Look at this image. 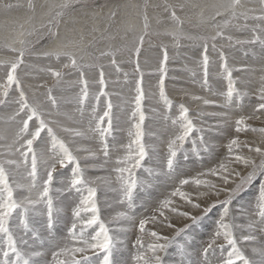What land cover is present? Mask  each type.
<instances>
[{"label": "snow or ice", "instance_id": "obj_1", "mask_svg": "<svg viewBox=\"0 0 264 264\" xmlns=\"http://www.w3.org/2000/svg\"><path fill=\"white\" fill-rule=\"evenodd\" d=\"M251 3L253 0H215L210 5H192L200 8L195 15V23L192 17L180 15L189 6L187 2L163 0L160 4L150 5L148 0H144L141 5L117 3L109 8L103 29L94 25L87 33L91 39L86 41L83 28L66 30L62 35L61 25L66 18H72L73 24L77 23L74 16L88 7L87 0H46L40 5L46 11L38 28L25 29L20 25L18 33L5 38L2 48L11 56L0 58V72L3 73L0 75V105L13 108L7 121L14 123L16 129L10 142L7 136H0V141H3L0 143V264H121L114 253L120 246L126 250L127 245L125 240L117 239L110 225H115V232L125 235L132 227L138 229L132 244L135 251L131 253L130 261H123V264H165L162 254L173 245L181 257L179 264H193V255L197 256L195 264H264V244L251 247V256L244 246L245 243L256 242L258 234L264 235V127L257 129L250 124L251 120L264 117V74L259 77L257 87L253 88L249 81L243 85L249 90L242 91L240 82L234 79V72L247 73L253 69L246 65L238 69L230 67L224 46L219 43L227 41L229 47L247 46L251 49L259 46L260 58L264 59V0H258V7H250ZM16 7L21 5L0 0V8L5 11ZM27 7L32 12L36 10L33 0H29ZM126 7L140 10L138 17L142 26L137 30L130 20L120 19L118 31L122 29L124 35L120 36L123 43L117 45L113 43L117 34L111 30L121 17V9ZM149 7L162 8L166 14L169 27L163 33L153 30ZM92 19H96L95 13ZM248 21L254 23L249 25ZM155 22L159 25L162 20L157 16ZM185 25L193 29L204 27L209 31H191ZM233 30L249 32L250 38L234 36ZM154 35L171 37L175 48L180 47L182 40L199 45L196 67L189 71L194 77L199 73V79L194 83H198L201 90L220 99L188 92L185 95L203 106L222 109L207 113L216 119L215 125L206 127L203 111L193 115L184 102H174L169 98L166 82L170 56L167 44L155 45L158 48L155 68L158 98L157 92L149 93L145 87L141 57L145 43L152 45ZM101 42L103 46L98 47ZM50 43L54 46L49 47ZM211 52L217 54L216 63L222 77L220 86L224 90L213 91L210 83L213 71ZM125 53L126 60L122 59ZM253 55L256 56L255 51ZM32 59L49 61L37 69L52 80L51 84L45 81L38 86L44 89L43 92L31 86L26 90L21 78L22 71L36 69L29 62ZM102 61H108L107 65ZM144 63H148L147 59ZM125 64L132 68L131 76L124 69ZM106 68L114 70L118 76L122 74L123 82L132 85L131 96L122 98L119 106L127 115L126 144L114 135L119 127V117L115 112L117 105L112 102L113 93L108 91ZM85 69L97 70L91 81ZM261 72L264 73V68ZM69 73L78 77L74 82L78 92L58 98L57 90H62ZM92 87L96 90L91 91ZM250 96L255 97L254 102L250 101L252 111L247 115L237 113L233 122V104L240 108V102ZM150 98H157L161 106L160 110L156 107L150 109L159 124V128L151 132L155 141L151 145L145 139L148 135L145 131V105ZM62 104L75 105L74 111H63ZM173 111L176 115L172 114ZM249 131L260 136L259 142L240 139L241 134L247 135ZM207 132H216L227 139L223 145L227 150L226 158L194 177L181 178L176 172L179 154L183 153L187 160L189 152L196 157L214 152L215 145L206 139ZM165 135L168 136L166 152L161 159L156 142H163ZM110 138L112 144L109 143ZM81 140L97 142L105 164L111 160L114 148L123 149L124 154L117 156L112 167L116 186H113L111 177L87 175L89 168L97 167L98 153L91 148L74 147ZM189 142L191 147L186 148ZM80 151L88 154L83 164L78 155ZM152 156L157 157L155 167L147 164L146 158ZM140 169L147 173V178L140 175ZM161 178L171 182L172 191L162 193V198H157L152 205H142L145 213L150 211L151 214L137 217L138 190L153 188V182ZM256 181L258 187L254 200L249 201L248 208L239 210L247 217V223L238 225L232 205ZM57 183L59 187H55ZM98 184H104L116 193L117 203L123 209L116 211L108 220L101 216ZM192 185L197 186L195 199L190 192L182 190ZM177 197L183 202L182 209L177 206ZM217 205L219 211L213 221L210 238L195 252L189 251L196 242L194 235L189 238V230L206 219ZM189 208L196 209L197 213L189 211ZM173 215L190 223L176 228ZM61 222L66 236L57 241L53 230ZM36 223L39 228L34 226ZM149 224L154 227L147 228ZM159 226L174 229L173 234L163 235L156 230ZM238 229H243L239 236ZM29 232L33 243L25 238ZM146 235L151 238L148 242L145 241ZM181 237L183 240L178 242ZM45 239L49 244L46 249L43 247ZM217 251L220 252L218 257ZM49 254L51 260L47 258Z\"/></svg>", "mask_w": 264, "mask_h": 264}, {"label": "rangeland", "instance_id": "obj_2", "mask_svg": "<svg viewBox=\"0 0 264 264\" xmlns=\"http://www.w3.org/2000/svg\"><path fill=\"white\" fill-rule=\"evenodd\" d=\"M4 2H8V0H4ZM10 2H12L13 4H19V5H21V7L13 8L10 11H5L3 8H0V29L2 27H4L3 31H2V34L0 33V58H2L4 56H11V53H8V52L4 51L3 48H2V45H3L4 41H5V38L14 36L16 33H18L20 31V25H24L25 29L30 28L32 26H35V27L38 28L39 25L44 20L43 13H44V11H46V9H41L40 8V5L45 3L46 0H33V2L36 4L35 12H32V11H30L28 9L27 5H28L29 0H10ZM48 2H59V0H48ZM148 2H149L150 5H154V4L162 3L163 0H148ZM168 2H170V3H178V2L179 3H184V2H187V4L189 6L186 7L184 9V11L180 13V15L181 16H190V17H192L193 18V23H195V15H196V13H198L200 11V8L199 7H192V5H210V4L213 3V0H168ZM214 2H215V0H214ZM117 3L121 4V5H141V4L144 3V0H87L88 7L86 9H83V10L79 11L74 16V18L77 21V23L73 24L72 23V18H66V21L64 23H62V25H61V34L64 35L66 30H71L73 28H75V29L83 28L85 30V33H86V41L88 39H91V36L87 35V33L91 32V29H92V27L94 25L98 26L102 30L103 27H104V24H105V20H106L109 8H111L114 4H117ZM249 6L250 7H253V6L258 7L259 6L258 0H253V3L249 4ZM139 11H140L139 9H135V8H131V7H126V8H122L121 9V17L118 18L117 24L113 25L112 30H111L113 34H117V39L115 41H113L114 44L118 45L120 43H123V41L120 40V36L124 35V32H123L122 29L118 31V28H120V24H119V20L120 19L130 20L131 22H133L136 25L137 30L140 29V27L142 25H141L139 17H138V12ZM93 13L96 14V19L95 20L92 19ZM148 14L152 18V28H153L154 31L163 33L164 30L167 27H169V23L166 20V14L163 12L162 8L149 7ZM157 16L160 17V19L162 20V23L159 24V25L156 24V22H155V18ZM241 23H243V22H241ZM248 23H249V25H251V24L254 23V21H248ZM185 27L188 28L191 31H201V32H205V33H207L209 31L207 28H204V27H201L199 29H193L189 25H185ZM232 34L234 36H237V37L241 38V39L250 38V33L249 32L233 30ZM92 35H98V34L97 33H92ZM128 39L129 40L131 39V34H129ZM151 40H152V45H149L148 43H145V45H144V55L141 57V65H142V67H143V69L145 71V87L147 88L149 93L157 92V98H158V90L155 88V85L157 83L156 74H155V68H156V56H157L158 48L155 47V45H159L160 43H164V44L168 45V52H169V56H170V62L168 64V70H169L168 71V78H167V82H166L167 83V92L169 94V98H171L174 102H181L182 101L188 107H189L190 104H193V103L197 104L196 105V109H194V110L190 109L191 112L193 113V115H195L196 112L200 111L201 108H207V106H203L200 102L192 100L189 95H185V92L183 93V91H186V89L183 86L179 87L178 86V82L185 81V83L189 84L188 86L190 87V89L195 91V93L188 92V91H186V92L191 93V94H195V95L201 94L200 96H202V94H203V96H205V97L215 98V99L217 98V100H218L219 97H212L210 92H206V91L201 90L200 86L198 87V89L197 88L194 89V86L196 85V83H194V81L199 79V73L197 74L196 77H194L192 75V72L189 71V69H193V68L196 67V60L198 59V56L196 55V53H197V51L199 49V45H195L191 41H188V40H182L180 42V47L179 48H175V47L172 46L173 45L172 38L167 36V35H158V36L154 35L151 38ZM219 43L223 44L224 51H225V53H226V55L228 57L229 66L231 65L230 67H232L234 69H238V68L234 67L233 64H232V63H234L233 60L231 59V58H233V55L236 58L238 56L239 58L244 59L243 61L240 60L242 65L245 63V65L250 67L251 69H253L252 67H253V60H254V59H252V56L253 57H257V56L259 57L260 56L259 46H257L255 49H251V48H249L247 46H245V47H240V46L229 47L228 44H227V41H220ZM53 46H54V43H50L49 47H53ZM99 46H103V42H101V44H99L98 47ZM182 48H183V50H182ZM183 51L185 52V54L183 53ZM253 51H255L256 56L253 55ZM210 55H211V58L213 60V71L211 73L210 83L212 84L215 81V79H216L215 82H219L220 90H224L220 86V84L222 82V77L220 75L218 64L216 63L217 54L215 52H211ZM144 57H149V60H147L148 63H144V61L146 59ZM187 57L189 58V61L191 60L190 62L187 60ZM122 59H125V60L127 59V54L126 53L124 54ZM258 59H260L259 65L261 66V67L259 66V68H258V70H259L258 73H257V68L255 70L249 71L247 73H242V72H239V71L234 72V79H236V80L239 79L240 80V81L238 80L239 82H241L242 81L241 79H243V81H242L243 83L241 82L242 83L241 84V90L242 91L243 90H249V89L243 88V85L247 84L249 81L251 82V85L253 84V86L255 85V87H257L259 85V77L262 74H264V73L261 72V69L264 68V59H261L260 57ZM29 62L34 64L36 66V69H29V70H27V72L22 71L20 73L21 78L24 80L26 90H28V87L31 86L32 88H36L38 92H43L44 89L43 88H39L38 86L43 84L45 81L48 84H51L52 80L45 73H41L37 69L39 67L46 66L49 63V61L44 60V59H32ZM186 62L188 64H182V63H186ZM102 63L107 65L108 61H102ZM54 66L59 67L58 64H54ZM123 67H124V69L126 71H128L130 73V76H131L132 68L130 66H128L127 64H125ZM85 71H86L87 77L90 79V81H91V78L97 72V70H95V69H85ZM105 71H106V78L109 81L108 91L113 93L112 102H113L114 105H117V107L115 109V112H116V110H118V114H120L122 112H121L119 106L122 103V98L126 99V98H129L131 96L130 89H131L132 85L131 84H127L126 85L123 82L122 74H120L118 76L114 72V70H111V69H108V68H106ZM0 75H3V73L0 72ZM243 75L244 76L246 75V76L244 77ZM182 77H183V79H182ZM77 79H78V77H77V75L75 73H69V75L66 77L65 85L62 86V90L61 89L57 90L56 94H57L58 98L59 97H70V96H73L76 92H78V87L74 84V82ZM246 79H247V82H246ZM188 80H190V81H188ZM197 85H199V84H197ZM188 86H186V87L188 88ZM180 88H181V90H180ZM90 90L91 91H95L96 89H95V87H92ZM213 91H215L214 88H213ZM29 95H31V93H29ZM207 95H209V96H207ZM184 96L188 97L189 99H187ZM39 98L43 99V97H39ZM157 98H150L149 101L145 105L146 116H147L146 123L148 124V126L150 125L149 122L151 120L156 121V119L154 117V114L151 113L150 109L153 108V107H156L158 110H160V108H161V106L157 103ZM245 98L240 102V104L242 103L241 106H243L245 103H248L250 101H255V97L254 96H252L251 98H246V99ZM186 100L187 101L189 100V101L187 102ZM69 105L71 107V112H73L74 108H75L74 107L75 105L62 104V107L63 106H69ZM127 107H130V105H128ZM3 108H6L7 112H1V111L4 110ZM213 109H214V111H219L220 110L219 108H215V107ZM236 109H238V108L236 107L235 104H233L232 113H233V111H237ZM9 112L12 114V112H13V108L12 107H5L3 105H0V118H2V117L5 118L4 123H2L0 125H3V126L6 127L7 131L5 133V136L10 138L9 139V142H10V140H11L13 134H14V131L16 129V125L14 123H11V122L7 121V117L11 115ZM172 114L176 115V113L174 111H173ZM244 115H247V114H244ZM125 119H127V115H126ZM253 120L257 121V122H264V117H262L261 119H258V120L257 119H253ZM148 126L145 129V131L148 133V135H146V137H145L146 140H147V143H148V139H149V134L151 133L147 129ZM251 126L253 128L259 129L261 127H264V124H262V123L261 124L252 123ZM0 129H1V126H0ZM127 129L124 127V129L122 128L120 130V132L125 134V133H127ZM117 131H119V130H117ZM117 131L114 133V135L117 133ZM147 137H148V139H147ZM240 139L241 140H249V141L258 140L257 142H259L260 136L257 133L250 134V131H249L247 135L241 134ZM110 140H111V138L109 139V141ZM85 141H86V143H85ZM126 142H128V138L127 137H126ZM189 143L186 145V148H190L191 147V145ZM96 144H98V143L95 142V141H92V144H90V140H84V142L82 143L83 146L85 145L84 148H91L92 150L96 151L97 153H101V152H99V149H97V147H99V145H96ZM76 145H74V146H76ZM164 146H165V144H164ZM163 151H164L163 148H162V151L160 149V153L163 152ZM225 151H223L222 153L221 152L216 153V156L219 157L218 154H220V159L222 157H226L227 151L226 152ZM86 153L87 152H85V153H81L80 152L79 154H86ZM98 157L102 161V159H101L102 156L99 155ZM181 158L184 159V154L183 153L179 154L178 162H179V160ZM205 158H207L206 155H202L200 157H196V156L192 155L190 152L188 153V159L195 166V168H194V170L196 169L195 171L204 168V166L207 167L206 162L204 160ZM208 159H209V157H208ZM146 160H147V158H146ZM101 161H100V163H101ZM110 161L107 164H105L104 161H102V163H103L102 165L105 166L104 168H106V170L108 169L109 174L110 173L114 174L112 172V167L113 166L111 165L113 163V158ZM81 162L83 164L84 159H81ZM97 169H98V165H97L96 168H89L88 170L96 171ZM142 170L141 169L138 170L139 173H141ZM199 172H201V171H198L197 174ZM112 174H110V177L113 179V186H116L115 183H114V178H113ZM140 175L143 177L142 173ZM162 181H165V180H162ZM102 186H103V188H101V187L98 188L97 186L96 187L100 191L101 190L103 191L105 188H108L104 184ZM257 187H258V181L254 182L253 186L249 187L244 193H242L241 196L232 205L233 214L236 215V217H237L236 223L238 225H242L241 221H242V216H243V215H241L239 210L241 208H248L249 207V201L254 200V193H255ZM193 188H197V186L193 185ZM98 190H97V192H98ZM252 191H254V193ZM104 194L106 196L103 195L101 199H98L99 195L97 194L98 202H101V203H99V204H101V205H99L100 208L102 207V205H106L107 204V201H105L106 199H103L104 197L108 198L109 200L112 199L111 195H109L107 193H104ZM223 198L224 197L221 196V199H223ZM117 199H118V197H117ZM213 199H215V197ZM178 200H179V198H178ZM180 202L181 201L179 200L176 203H177V206H179V208L182 209L184 207V205H182ZM117 207L120 208L121 206H117ZM117 207H115V209H112V211L114 210L112 213H110V210H109L108 206L107 207L105 206L106 209H101L102 214H107V217H106L105 220H108L109 219L108 217L112 216V214H114L116 212L115 210L120 211V209L122 208L121 207L120 209H116ZM193 210L196 211L195 213H197L196 209L189 208V211H193ZM218 210H219V205H217V209L214 210L206 219H204L202 222L198 223V225L196 224V225L192 226V228L189 230V238H191V236L194 235L195 238H196V242H197V243L195 242V244H194L195 246L191 245L189 247V249H188L189 251L195 252L198 248H200V243H199L200 239L198 240L197 232H199V234L202 235V239H203L202 243L206 242L208 240L209 236L205 237V238H203V237L206 234H208V233H210V235H211V233L213 231V221L217 217V213L216 212ZM252 218H255V217L253 216ZM174 219L181 222L180 225L177 226L176 228L183 227V225L185 223H190V221H186V220H184L182 218H178L175 215L172 216V220H174ZM110 226L113 228V234L115 236L117 235L116 236L117 239H123V240H125V243L128 242V241H126V238H122V237H128V236L134 234V235H132V237L136 238V234L138 235V232L136 230L132 234H130L128 232L126 235L124 234L125 235L124 236L122 233L119 234V233L115 232V229H114L115 225H110ZM200 229L203 231V233H200ZM130 230L132 231L133 227ZM163 230H165L166 232L164 233ZM59 231H60L59 232L60 236H57L56 240L57 241H62L63 238L66 236V229L64 228L63 222L59 223ZM159 231L163 235L171 236L173 234L174 229H170V228L166 227V229L164 228V229L159 230ZM242 232H243V229H238L237 230V235L239 236ZM263 238H264L263 235L257 236V241L255 242L257 245H252V243H250V244L249 243H245L244 246L249 252L251 247H259L261 244H264V241H263V243L259 241L260 239H263ZM26 239H29L30 243H33L31 241V238L27 237ZM132 240L133 241H131V243H134L135 239L133 238ZM182 240H183L182 237L178 238V242L182 241ZM221 242H223V241H221ZM43 247L44 248H48L49 247L47 239L44 241ZM170 251L177 252V254H178V250H177L175 245L170 246L169 249L166 252H168V255H174V256L177 257L176 254H172V252H170ZM218 252H216V256L217 257L220 255V252L219 253ZM249 253H251V251ZM193 256L191 257L192 261H193V258H194ZM47 258L49 260H51V255L49 254V256ZM176 262H177V260H176ZM121 264H123V262H121ZM193 264H195V263H193Z\"/></svg>", "mask_w": 264, "mask_h": 264}, {"label": "bare ground", "instance_id": "obj_3", "mask_svg": "<svg viewBox=\"0 0 264 264\" xmlns=\"http://www.w3.org/2000/svg\"><path fill=\"white\" fill-rule=\"evenodd\" d=\"M213 3H214V0H213ZM3 28L4 27H2L1 29H0V33L2 34V31H3ZM182 50H183V48H182ZM183 53L185 54V52L183 51ZM260 57V56H259ZM258 56L257 57H253L252 56V59H254L253 60V70H255L256 68H257V73L259 72V70H258V68H259V61H260V59H258L259 58ZM144 58H146L147 60H149V57H144ZM145 59V60H146ZM232 60H233V62L234 63H232L233 64V66L234 67H237V68H240L241 66H244L245 65V63L242 65V63H241V61H243L244 59H242V58H239L238 56H237V58L236 57H234V55H233V58H231ZM187 60L189 61V58L187 57ZM241 60V61H240ZM191 61V60H190ZM189 61V62H190ZM240 63V64H239ZM262 63V62H261ZM182 64H188L187 62L186 63H182ZM231 64V63H230ZM231 66V65H230ZM261 67V66H260ZM181 73V72H180ZM252 74V73H251ZM260 75V74H259ZM244 76V75H243ZM246 76V75H245ZM244 76V77H245ZM250 77V76H249ZM247 78V77H246ZM182 79H183V77H182ZM214 80V79H213ZM239 80V79H238ZM242 81H243V79H241ZM188 81H190V80H188ZM212 81V80H211ZM215 81H216V79H215ZM213 82L212 83V87L214 88V90L215 91H217V90H220V88H219V82ZM240 81V80H239ZM241 81V82H242ZM249 81V80H248ZM240 82V84H242ZM246 82H247V79H246ZM245 82V83H246ZM198 83H196V85L194 86V89L195 88H197L198 89V87H199V85H197ZM189 84H187V83H185V81H181V82H178V86L179 87H181V86H183V87H185V89H186V91H188V92H192V93H195V91H193L192 89H190V87L188 86ZM186 86H188V88L186 87ZM191 86V85H190ZM251 86H253V84L251 85ZM255 87V85L253 86V88ZM183 89V88H182ZM184 89V90H185ZM72 90V89H71ZM180 90H181V88H180ZM73 91V90H72ZM121 91V90H120ZM186 91H183V93L184 92H186ZM197 91V90H196ZM180 92V91H179ZM182 93V94H183ZM211 94V93H210ZM199 95H201V94H199ZM202 96H203V94H202ZM207 96H209V95H207ZM184 97H186V96H184ZM252 96H250V97H246V98H251ZM187 99H189L188 97H186ZM245 98V99H246ZM217 99V98H216ZM218 100H219V98H218ZM252 100V99H251ZM187 101V100H186ZM189 101V100H188ZM187 101V102H188ZM249 101V100H248ZM186 102V103H187ZM252 102H254V101H252ZM118 103V102H117ZM242 104V103H241ZM188 105V104H187ZM196 105L197 104H190L189 105V108L191 109V110H194V109H196ZM75 107V106H74ZM152 107V106H151ZM203 107V106H202ZM214 107H211V106H207V108H199L200 109V111H203L204 113H205V115H204V117L202 118L203 119V121H204V124H205V126H208V125H215L216 123H217V121H216V119L215 118H213V117H211V116H209V115H207V113H210V112H213L214 111V109H213ZM235 108V107H234ZM4 110L3 111H1V112H7V109L6 108H3ZM119 109V108H118ZM62 110L63 111H67V112H71V107H70V105L69 106H63L62 107ZM221 110V109H220ZM219 110V111H220ZM237 111H233V113H232V121L234 122V120H235V118H236V114L237 113H239V114H249L251 111H252V105H251V103L250 102H248V103H245L243 106H241L240 108H238V109H236ZM249 111V112H248ZM10 113V112H9ZM11 114V113H10ZM116 115L119 117V121H118V124H119V127H118V129L117 130H119V131H117V133L115 134L116 136V139L117 140H119V141H121L122 143H124V144H126L127 142H126V137H127V133H125V134H123V133H121L120 132V130L123 128L124 129V127L127 129L128 128V123H127V119H125L126 118V114H124V113H120V114H118V110H116ZM8 116V115H7ZM150 119V118H149ZM4 121H5V118L4 117H2V118H0V124H2V123H4ZM150 125L148 126V124H147V126H148V131H150V132H152V131H155V130H157L158 128H159V124L157 123V120L156 121H153V120H151L150 122ZM252 123H254V124H264V122H257V121H254V120H251L250 121V124H252ZM1 126V129H0V136H5V133H6V127L5 126H3V125H0ZM147 133V132H146ZM250 134H252V132H250ZM166 136V135H165ZM164 136V138H163V142H156L157 143V147H158V149H159V152H160V149H161V151H162V148L164 149V151L163 152H161L160 154H161V159H162V157H163V154L166 152V141H167V139H168V137L166 136L165 137ZM213 137H216L215 139H212ZM10 138H8V140H9ZM146 139V138H145ZM147 139H148V137H147ZM206 139H208L209 140V142L210 143H212L213 145H215V150H214V152L213 153H211V154H207V153H205V154H203V155H206L207 156V158H205L204 160H205V162H206V165H207V167L206 166H204V168H202V169H199V170H197V171H195L194 170V168H195V166L193 165V163L192 162H190L189 161V159H187V160H185V159H183V158H181L180 160H179V162H178V164H179V166H178V168L176 169V172H177V174H179V175H181V178H184L185 176H195L196 174H197V172L198 171H201V172H203V171H206L208 168H210V167H213V166H215L218 162H219V160H224L226 157H222L221 159H220V154H218V156L219 157H217L216 156V153H219V152H223V151H225L226 150V148H224L223 147V145H225L226 143H227V140L226 139H224L223 137H221V136H219V134L218 133H216V132H207L206 133ZM256 141H258V140H256ZM3 141H0V143H2ZM84 142V140H81V141H79L78 143H77V145L76 146H74V147H77V148H84V146L82 145V143ZM88 142V141H87ZM146 142H147V140H146ZM155 141H154V137H152L151 136V133L149 134V139H148V144L149 145H151V144H153ZM85 143H86V141H85ZM109 143L110 144H112V139L109 141ZM90 144H92V141H90ZM164 144H165V146H164ZM190 144V143H189ZM96 145H98V144H96ZM191 145V144H190ZM220 147V148H219ZM97 149H99V147H97ZM227 151V150H226ZM225 151V152H226ZM81 153H85L84 151H80ZM79 152V153H80ZM78 153V155L81 157V159H84L88 154L86 153V154H79ZM124 153H123V149H120L118 146L116 147V148H114L113 149V151H112V155H111V159L113 158V163L111 164L112 166H113V164H114V162H115V160H116V158H117V156L118 155H123ZM245 154H247V153H245ZM102 156V161H104V158H103V154L102 153H98V156ZM208 157H209V159H208ZM191 160V159H190ZM100 159H99V157L97 158V160L95 161V163L98 165V169L96 170V171H90V170H88V172H87V175L89 176V177H100V178H107V177H110V174H112V173H110L109 174V171H108V169L106 170V168H104L105 166H103L102 164V161H101V163H100ZM91 162V161H90ZM111 162V161H110ZM226 162V161H225ZM84 163V162H83ZM147 164L148 165H150V166H153V167H155V166H157V157L156 156H152V157H150V158H147ZM196 165V164H195ZM142 170V169H141ZM141 173L143 174V177H145V178H147V173H145L143 170L141 171ZM140 173V174H141ZM113 175V178H114V174H112ZM162 180H165L164 178H161V179H159V180H157V181H154L153 183H154V187L153 188H151V189H149V190H147V191H140V190H138V192H137V197H136V210H135V215L137 216V217H139L140 215L142 216V215H145V214H151L150 213V211L148 212V213H145V209H144V207H142V205H145V206H149V205H152L153 203H155L156 202V200H157V198H162V193L163 194H167V193H169L170 191H172V187H171V182L170 181H167V180H165V181H162ZM103 184H98V185H96L98 188L99 187H101V188H103V186H102ZM56 186L57 187H59L60 185H59V183H57L56 184ZM55 186V187H56ZM184 191H188V192H190L191 194H192V196H193V198L195 199V197H196V194H197V192H196V188H193V185L192 186H185L184 188ZM182 189V190H183ZM201 190H203V189H201ZM253 193H254V191H252ZM104 193H107V194H109V195H111V197H112V199H108V198H106V197H104L103 199H106L105 201H107V204L106 205H102V207L100 208V210L101 209H106L105 208V206L107 207L108 206V208H109V210H110V213H112L113 211H112V209H115V207H117V206H120L118 203H117V196H116V193H114V192H112V191H110L108 188H105L103 191L101 190H98V192H97V194L99 195V198L98 199H101L102 198V196L103 195H105ZM106 196V195H105ZM214 198V197H213ZM103 201V200H102ZM177 201H179L178 200V197L176 198V202ZM98 203H101V202H98ZM182 205H183V202L181 201L180 202ZM201 203L203 204L204 203V201L202 200L201 201ZM99 205H101V204H99ZM179 207V206H178ZM121 208V207H120ZM120 208H116V209H120ZM120 210H122V208L120 209ZM115 211H117V210H115ZM219 211V210H218ZM218 211L216 212V213H218ZM191 212H193V213H195L196 211H191ZM215 213V214H216ZM69 215H70V212H69ZM113 215V214H112ZM101 216H102V218H104V219H106V217H107V214H102V212H101ZM111 217V216H110ZM110 217H108V218H110ZM175 218V217H174ZM247 217H245V216H242V221H241V223H242V225L243 224H246L247 223ZM173 221V223L175 224V226L177 227V226H179L180 225V221H178V220H172ZM187 221V220H186ZM185 222V221H184ZM183 222V223H184ZM205 224V223H204ZM198 225V224H197ZM35 227H37V228H39L40 227V225L38 224V223H36L35 225H34ZM147 228H149V229H152L154 226L152 225V224H149V225H147L146 226ZM166 229V226H159V227H157L156 228V230H162V229ZM202 228V227H201ZM115 229V228H114ZM137 230V232H138V229H136L135 227H133V230L131 231H129V233L130 234H132L134 231H136ZM164 231V233L166 232L165 230H163ZM59 224H57L56 225V227L54 228V230H53V234H54V236L55 237H57V236H60V234H59ZM136 232V233H137ZM116 233H118V232H116ZM200 233H203V231L200 229ZM120 234V233H119ZM197 237H198V240H199V243H200V246H201V244H202V241H203V239H202V235L201 234H199V232H197ZM124 235V234H123ZM132 235H134V234H132ZM132 235H130V236H128V237H122V238H126V241H128V242H126L125 244L127 245V249L125 250V248L123 247V246H120L119 248H118V250L114 253V255H115V257H116V259L118 260V261H120V262H123V261H126V260H128V261H130V256H131V253L132 252H134L135 251V249L132 247V244L133 243H131V241H133L132 239L134 238V239H136L135 237H132ZM45 236H46V233H45ZM117 236V235H116ZM120 236V235H119ZM125 236V235H124ZM136 236H137V234H136ZM210 237V233H208V234H206L203 238H205V237ZM258 236H261L260 234H258ZM264 236V235H263ZM31 238V233L29 232L26 236H25V238ZM121 237V236H120ZM132 237V238H131ZM209 237H208V239H209ZM151 238L150 237H148L147 235L145 236V241L146 242H148L149 240H150ZM202 239V240H201ZM46 240V239H45ZM44 240V241H45ZM31 241H32V239H31ZM135 241V240H134ZM222 241V240H221ZM220 241V242H221ZM260 242H262L263 243V241H264V238L263 239H260L259 240ZM30 242V241H29ZM33 242V241H32ZM35 243H39V241H35ZM197 243V242H196ZM258 243V242H257ZM260 244V243H259ZM252 245H257L255 242L254 243H252ZM195 246V245H194ZM131 247V248H130ZM46 249V248H45ZM197 249V248H196ZM195 249V250H196ZM199 249V248H198ZM170 252H172V254H176L177 255V257L176 256H174V255H168V252H165L164 254H162L163 255V257H164V260H165V264H179V261L181 260V257H180V255L179 254H177V252H173V251H170ZM218 252V251H217ZM250 252V251H249ZM248 252V254L251 256L252 254L251 253H249ZM219 253V252H218ZM194 258H193V263H195V261H196V255H194L193 256ZM192 259V258H191ZM176 260H177V262H176Z\"/></svg>", "mask_w": 264, "mask_h": 264}]
</instances>
